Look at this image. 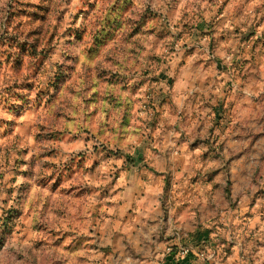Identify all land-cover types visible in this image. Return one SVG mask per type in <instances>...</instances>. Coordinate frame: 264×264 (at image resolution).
Wrapping results in <instances>:
<instances>
[{"label":"rangeland","instance_id":"obj_1","mask_svg":"<svg viewBox=\"0 0 264 264\" xmlns=\"http://www.w3.org/2000/svg\"><path fill=\"white\" fill-rule=\"evenodd\" d=\"M170 255L264 264V0H0V264Z\"/></svg>","mask_w":264,"mask_h":264},{"label":"crops","instance_id":"obj_2","mask_svg":"<svg viewBox=\"0 0 264 264\" xmlns=\"http://www.w3.org/2000/svg\"><path fill=\"white\" fill-rule=\"evenodd\" d=\"M158 205H160L161 203H157ZM156 205H154V207H155ZM148 207H149V205H148ZM141 210V209H140ZM163 208L162 207H156V209L154 210V213H156L157 214V216H155L156 217V219H157V222L161 219V217H162V214H163ZM142 215V212L138 215V217H137V219L139 218V220H140V222H138V223H135L134 224V229H137L138 230V235L139 236H142V234H143V231H144V229H145V227H146V224H145V219L141 216ZM136 219V220H137ZM164 225V229H165V231L167 230V226H168V224L167 225H165V221H163L162 223H159V224H157L156 222L154 223V226H152V228L155 230L158 226H163ZM127 228V227H126ZM124 229H122V231H123ZM157 230V229H156ZM163 230V229H162ZM181 229L180 228H178V227H175V226H171V227H169V229H168V232L166 231V233H165V235L163 234V236L165 237V240H166V243H165V246L166 245H168V244H170V246H173V244L174 245H177L178 243H179V241H181V237H182V234L183 233H181V231H180ZM124 232H128V233H126L125 235L126 236H129L130 235V233H129V231H125L124 230ZM162 234V233H161ZM153 237H154V239H156V232H155V234L153 235ZM139 240H141L140 238H138ZM142 241V240H141ZM154 243H155V241H154ZM170 250V249H169ZM180 250V249H179ZM178 255H179V253H178ZM205 254L203 253V254H201V255H198V257H202V256H204ZM104 258V256H102L101 257V259H103ZM174 257H173V255H170L168 258H167V260H166V264L167 263H169V264H173V263H175V260L173 259ZM108 261V257H106V259L105 260H103V262H102V264H105L106 262Z\"/></svg>","mask_w":264,"mask_h":264},{"label":"built area","instance_id":"obj_3","mask_svg":"<svg viewBox=\"0 0 264 264\" xmlns=\"http://www.w3.org/2000/svg\"><path fill=\"white\" fill-rule=\"evenodd\" d=\"M190 255V250L189 249H180L179 250V256L182 258H186Z\"/></svg>","mask_w":264,"mask_h":264}]
</instances>
